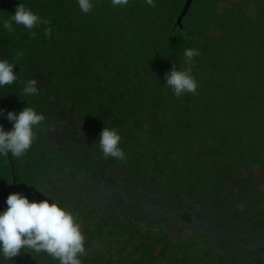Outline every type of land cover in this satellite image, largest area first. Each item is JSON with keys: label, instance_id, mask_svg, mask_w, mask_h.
I'll return each instance as SVG.
<instances>
[{"label": "trees", "instance_id": "trees-1", "mask_svg": "<svg viewBox=\"0 0 264 264\" xmlns=\"http://www.w3.org/2000/svg\"><path fill=\"white\" fill-rule=\"evenodd\" d=\"M20 2L48 23L36 38L0 28V59L17 73L0 88V125L11 130L6 114L23 99L46 120L23 157L10 155L14 182L0 156V210L13 185L30 201L56 198L80 224L82 264H264V0H192L181 28L185 0H93L87 14L76 0H0V19ZM187 48L200 53L198 88L176 97L165 74L185 66ZM29 79L39 94L24 97ZM103 127L119 131L125 160L103 158ZM256 162L260 178H242ZM183 227L192 234L181 240ZM135 240L137 257L124 250ZM113 243L123 256L108 254ZM24 251L4 264H59Z\"/></svg>", "mask_w": 264, "mask_h": 264}, {"label": "clouds", "instance_id": "clouds-1", "mask_svg": "<svg viewBox=\"0 0 264 264\" xmlns=\"http://www.w3.org/2000/svg\"><path fill=\"white\" fill-rule=\"evenodd\" d=\"M79 9L87 14L92 11L93 0H76ZM149 7H156V0H144ZM129 0H111L114 8H124ZM35 11L18 3L14 14L9 19H0V28L11 32L13 24L22 25L29 34L36 38L34 28L47 24ZM45 35H51V28L45 29ZM200 53L197 49L187 48L183 52L184 67L173 66L165 74V83L176 97L185 93L195 94L198 82L193 76L192 65L194 57ZM17 56L22 57L23 51ZM14 62L0 59V88L12 85L17 81L14 72ZM39 94L37 81L29 79L24 82L22 95L32 97ZM28 106L19 111H8L6 119L12 123L11 130H5L0 125V156L11 155L23 157L32 147L36 139L35 129L45 123L46 117L34 107ZM0 114L3 110L0 109ZM121 136L116 128L103 127L99 133L98 146L103 158L112 157L117 161L125 160V152L120 147ZM45 195L39 201L29 198L19 192L7 195L6 207L0 210V264L25 252L28 249L35 253H46L57 260L59 264H82L81 257L86 255L85 237L74 214L61 206L58 200ZM49 200L51 202H49Z\"/></svg>", "mask_w": 264, "mask_h": 264}, {"label": "rangeland", "instance_id": "rangeland-1", "mask_svg": "<svg viewBox=\"0 0 264 264\" xmlns=\"http://www.w3.org/2000/svg\"><path fill=\"white\" fill-rule=\"evenodd\" d=\"M218 32H216L215 34H217ZM209 160V159H208ZM217 166L213 167V165L209 164L207 168H214L216 169ZM250 170L249 172L245 171V170H241L242 173H241V177L242 178H245L247 179L248 181H251V180H258L260 178V175H262L263 173V169L261 167V164H259L258 162L256 163H253L251 165V167H249ZM256 192L255 193H259L262 189H264V182H259V183H256ZM182 195V194H181ZM194 196V195H192ZM246 196V195H245ZM192 204L195 205V207H199V204L197 203V201L195 200V197H192ZM243 204L245 205V203H242V202H238V206L239 208H243ZM175 233H177L178 235V238L179 239H184L185 237H187L188 235L192 234V232L188 229H186L185 227H183L182 230H178L177 228H175L173 230ZM120 239V238H119ZM137 242V240L135 241H131V243L127 244L125 247L123 244H115L113 243V247L115 246L119 252L117 253L115 250H111L110 252H108V254L112 257V258H116V257H120L121 255L123 256L125 254V251H133V257H137L141 254V250L139 249H135V246L134 244ZM123 245L124 247V250H121V246ZM197 249V254H201V248L199 246H192L189 251H191L192 249ZM155 253H158V250H155ZM169 256H172L173 259H176V260H181L183 255L180 253V252H176V251H173L172 253H169L168 254Z\"/></svg>", "mask_w": 264, "mask_h": 264}, {"label": "water", "instance_id": "water-1", "mask_svg": "<svg viewBox=\"0 0 264 264\" xmlns=\"http://www.w3.org/2000/svg\"><path fill=\"white\" fill-rule=\"evenodd\" d=\"M191 3H192V0H185L183 6H182V9L180 11V13L176 16L175 18V21H174V25L175 26H178L179 28L182 27V19L183 17L187 14L190 6H191ZM8 158H9V161H10V165H11V171H12V180L13 182L15 181V175H14V166H13V162H12V159H11V156L10 155H7ZM15 191V186L13 185V192Z\"/></svg>", "mask_w": 264, "mask_h": 264}]
</instances>
